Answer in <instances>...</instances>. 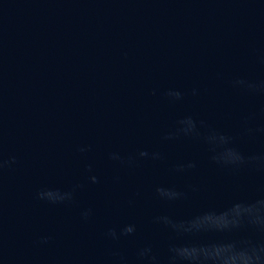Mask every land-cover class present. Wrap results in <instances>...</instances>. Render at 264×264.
<instances>
[{
	"label": "water",
	"instance_id": "1",
	"mask_svg": "<svg viewBox=\"0 0 264 264\" xmlns=\"http://www.w3.org/2000/svg\"><path fill=\"white\" fill-rule=\"evenodd\" d=\"M0 264H264V0H0Z\"/></svg>",
	"mask_w": 264,
	"mask_h": 264
}]
</instances>
